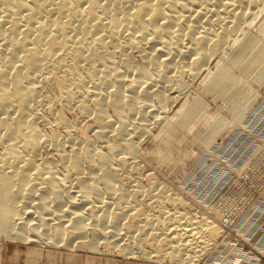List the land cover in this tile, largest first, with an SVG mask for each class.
Segmentation results:
<instances>
[{
    "label": "bare ground",
    "instance_id": "1",
    "mask_svg": "<svg viewBox=\"0 0 264 264\" xmlns=\"http://www.w3.org/2000/svg\"><path fill=\"white\" fill-rule=\"evenodd\" d=\"M263 33L264 0H0V238L67 248L81 240L79 248L90 251L102 240L115 250L142 223L138 242L151 235L168 260L195 264L219 230L206 214L195 220V213L166 210L154 178L141 186L138 141L159 128L155 139L168 152L171 136L203 118L197 142L217 145L256 101L243 79L264 85ZM190 85L230 103L231 123L205 114L200 95L184 100ZM262 204L224 226L215 264H256L230 241L253 240L249 221L264 231ZM143 207L158 216L145 222ZM214 211L221 222L232 215ZM126 215L132 223L123 234ZM129 248L116 251L127 257Z\"/></svg>",
    "mask_w": 264,
    "mask_h": 264
},
{
    "label": "rangeland",
    "instance_id": "2",
    "mask_svg": "<svg viewBox=\"0 0 264 264\" xmlns=\"http://www.w3.org/2000/svg\"><path fill=\"white\" fill-rule=\"evenodd\" d=\"M259 39L264 43V33L259 36ZM233 73L236 77L242 78L241 76H238L239 73L237 72V70H234ZM253 78H255V76L252 78L250 76L249 79L244 78L243 80L248 86H250L251 93H255V98H253V95L251 94V99H256V101L252 99V102H254L253 104L252 102H248L250 105L247 104L242 120L240 121V123H238V125H235L233 130H229V128L223 127V129H226L222 131V135L218 137V139L215 141V143L217 142V145L215 144L205 149L200 146L201 144L199 142H197L199 141L197 140L198 135L204 134L203 131L205 129H202L201 127V125H203L204 123L203 118H200L201 120H199L200 122H196L197 124L195 123L194 125H192L193 127L191 128V131L188 130L186 131V133L180 132L181 134L178 133L176 136H171L168 139V142L171 145L169 146L168 144V146L171 148L170 150L172 152L168 150L169 148L167 149L168 152L164 151L165 149L162 142H159L155 139L160 131L159 128L156 127H154V129H152L153 127L150 128L149 137L144 136L138 141L139 149L134 162L136 165H138L136 168L142 167V170L137 169V178L140 180V177H142V179L140 180L141 186H146L145 184L148 185V182L146 181L148 180L147 177H151L152 179L154 178L153 180L154 182H156V185H158L159 188L158 193H162L166 197V200H163L162 202V206H164V208L166 207V210H171V213L176 212L175 210H177L179 214H184L185 212L189 214L195 213V220H200V218L206 214L207 216L205 215L204 217L211 221L213 224H215V226L219 230V237L216 239L217 242L215 241L214 244H211L207 249L208 251L206 250L204 254L199 257L201 260L199 259L195 262V264L217 263V257H215V254L217 253V248L219 246L218 244L220 243V240L222 238L221 235L224 230V226H226L229 222L231 223L232 221H234V223H239L238 220L241 218V216H244L246 214H252L253 208L257 209L260 206H263L262 202L264 201H262L261 198L262 195H264V85L253 81L255 80ZM195 95L201 96L205 107L204 112L207 111L205 114L208 113L207 115H209L212 119L213 117H222L221 119L222 121L224 120L223 122L225 126L228 125V123H231L232 116L229 113L231 109L230 103L227 104L228 102H224V100L221 98L210 99V96H206L200 92L197 85H190L188 87L184 100L191 101ZM173 104L174 105H169V111L167 110V113H169L168 116L170 117L175 115L180 105V103L178 102H176V104ZM196 126L197 128H195ZM172 142L176 143L172 146ZM231 144L234 145L232 146ZM183 151L185 153H183ZM176 157L179 158L175 160ZM161 158L165 161L161 160ZM198 158L199 161L191 168V166L196 162ZM157 159H160L163 162L160 163ZM183 162L185 163L182 164ZM249 162L252 163L250 164ZM174 163L176 166L174 165ZM178 164H181V166H179ZM144 181H146V183ZM159 190L162 192H160ZM163 192H165V194ZM155 193L154 195H156ZM172 196L173 198L180 200V202L177 201L176 203L178 205H173L169 202V200L167 201V197L172 198ZM182 203H184L185 206L182 207ZM209 209L212 212L215 210L214 212H216L221 217H223L224 214L231 212L232 215L231 218H226V220H224V224V222H221V220H219L220 218L213 216L212 212L210 213ZM148 210L149 209H144V207L140 209L141 212L145 211V213L149 215L148 219L144 218V220H146L145 222H147V220H150L149 218L151 216H158V212H155L156 210L158 211V209L152 208L151 210L150 207V210L152 212ZM131 211L132 213H134L133 210ZM128 213L132 215V213H130L129 211L126 214ZM209 213L211 215H209ZM259 214L261 215L260 223L263 224L262 216H264V211L262 214ZM128 215H126L127 222L125 219H122V221L125 220V223H120L121 228L130 224L129 222H131L130 218H132V216ZM176 216L177 214L175 213V217ZM254 216L259 217V215L256 214H254ZM177 217L176 218L179 221L174 220L177 221L176 223H174L180 225V223L178 222L181 221V217L179 215ZM165 221V224L167 222V224H169L168 220ZM234 223L231 226L233 228L237 227V225ZM182 224L183 220L181 221L180 226H182ZM140 226H142V223L139 225V227ZM253 226H255V223L249 221L244 227L245 232L249 234L251 239H253V242L246 239L244 241L243 239V243H246L248 246L238 245L240 242L235 239L231 240L230 244H235L233 245L235 249H238L240 247L243 248L244 251L249 250L255 257L256 264H259L260 259H264V242H261V239H264V231L261 229L262 231L260 230L259 232H257V229L253 230ZM126 227L122 230L120 228V233L125 234L123 230H125V232H129V230H126ZM139 227H137V229L134 228V230H132V232L136 230L134 232L135 235L134 233H130L133 237V240L131 238L132 242H130L129 238L127 239V237L125 236V238H123L122 240L123 242L120 241L117 243V246H119L115 250H112L111 248L113 245H109L111 247L106 245V247L105 243H103L102 240H99V242H97V248L94 251H90L87 249L79 248V244L77 243L81 240H78V242L76 240L75 244L73 243L75 246L71 245V247L69 246L70 248H67L60 245L53 246L49 244L32 245L23 242L20 243L15 241H6L0 238V264H179L177 261L168 260L167 258H165V256L161 254L162 252L159 250V247L154 246L151 243V235L150 239L138 242L140 238L139 236L143 235L141 230L145 227V225L143 224L141 228ZM137 230L139 231L140 235ZM136 233L138 235H136ZM141 239L142 236L140 240ZM127 247H130L129 249L130 251H132L130 255H128L127 257L123 255V257L121 254L118 253V251L122 253L123 251H121V249L125 250V248ZM227 247L228 246H226L224 250L227 249ZM110 248L111 250H109ZM249 248H251L252 250ZM156 251H160V253H157ZM156 253L157 255L155 256ZM143 255L152 256H148V258H146L147 256L144 257ZM161 255L162 258L164 257L163 259L161 258ZM180 257L181 256L179 255L178 258ZM185 257L184 259H187Z\"/></svg>",
    "mask_w": 264,
    "mask_h": 264
},
{
    "label": "built area",
    "instance_id": "3",
    "mask_svg": "<svg viewBox=\"0 0 264 264\" xmlns=\"http://www.w3.org/2000/svg\"><path fill=\"white\" fill-rule=\"evenodd\" d=\"M238 245H245V244L243 242H240ZM259 264H264V259H260Z\"/></svg>",
    "mask_w": 264,
    "mask_h": 264
}]
</instances>
